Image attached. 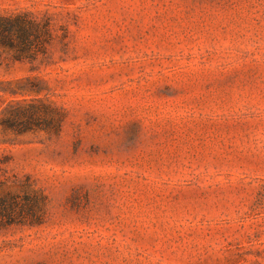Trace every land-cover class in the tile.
I'll return each mask as SVG.
<instances>
[{"label":"rangeland","instance_id":"374dc122","mask_svg":"<svg viewBox=\"0 0 264 264\" xmlns=\"http://www.w3.org/2000/svg\"><path fill=\"white\" fill-rule=\"evenodd\" d=\"M20 13L52 40L0 49V264H264V0H0Z\"/></svg>","mask_w":264,"mask_h":264},{"label":"trees","instance_id":"16d2710c","mask_svg":"<svg viewBox=\"0 0 264 264\" xmlns=\"http://www.w3.org/2000/svg\"><path fill=\"white\" fill-rule=\"evenodd\" d=\"M51 25L47 19L38 20L32 14L20 13L14 15L0 14V49L6 54L11 63H32L45 54L46 46L52 40ZM3 62H0L2 65ZM4 62L5 67H9ZM15 110L14 116L23 114ZM4 124L8 128L24 129L26 123L6 119ZM21 127V128H20ZM42 209L27 206L23 223L29 225L40 224ZM5 202L0 200V216H9Z\"/></svg>","mask_w":264,"mask_h":264}]
</instances>
